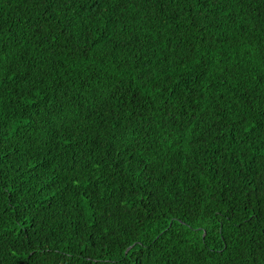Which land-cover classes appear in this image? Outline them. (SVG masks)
<instances>
[{"label": "trees", "instance_id": "obj_1", "mask_svg": "<svg viewBox=\"0 0 264 264\" xmlns=\"http://www.w3.org/2000/svg\"><path fill=\"white\" fill-rule=\"evenodd\" d=\"M77 7L80 10L79 16L84 17V20L79 21L77 31L80 33L81 42L89 43L84 40V37L88 36L90 43L94 45L93 51L89 53L94 62L80 57L76 59L75 64L69 61L64 67H56L57 80L65 87L72 86L76 97L82 95L80 91L75 90L77 85L107 96L112 86L116 85L118 77L108 75V71H112L110 58L103 57V53L101 56H96L95 53L102 49L107 36L112 33L104 29L106 21L101 23L97 19L96 13L100 11V7L94 3V0H80ZM158 10L159 5L144 0L142 4H138V11L135 14L125 13L131 21L126 24L127 42L131 47L133 58H138L136 62L139 65L135 72L129 70L128 75L136 76V84L140 85L133 86L125 102L135 103L132 97L138 95L145 108L153 103L155 107L160 108L158 115H163L168 104L165 97L171 98L173 91L176 96L195 93L197 98L202 94L205 98L201 104L193 107L199 108L207 104L210 110L215 111L212 108V105H217L215 94L224 90L226 85L217 79H212L211 86L207 89H204V85L209 83L210 73L219 72V68L232 67L234 63L231 55L232 38L225 37V43L213 47L214 51L228 48V53L218 54L207 60L202 59L199 66L192 68L189 65L188 70L185 71V64L188 62L182 60L183 51L192 46L185 40L186 33L189 37L192 35L188 31L186 14L193 9L185 8L178 20L171 16L159 15ZM236 11L239 13L236 15V23H244L240 18L245 15L243 6L236 7ZM248 18L252 19V17ZM38 19V9L31 0H0V26L3 27L8 38L12 36L29 38L25 40V47L31 54L30 62L34 67L36 60L44 59L43 43L34 37L31 31L32 25ZM228 27L230 29L232 27L231 19L228 20ZM55 31L59 44L63 45V37L59 35L63 31V25H59ZM217 31L218 29H211L213 33ZM108 46L111 47V44L109 43ZM56 51L59 49L57 48ZM124 51L127 52V49ZM221 55L225 57L224 60L219 65H215V61L220 60ZM253 55L255 56L256 53L253 52ZM59 63L60 61H51L53 66ZM257 67H259L258 60ZM140 69L149 74L144 77L148 81L147 89L143 87L144 81L140 79ZM219 75L230 78L233 85L243 92V87L237 83L247 76L243 65L235 77L230 71ZM65 76L67 80L64 79ZM73 77H76L75 81ZM89 77L92 79L89 80ZM85 81L88 83L86 84ZM153 81L156 83L154 84ZM25 83L31 84L32 81H18L17 84L10 85L4 96L3 115L0 116V132H7L12 137L9 150L15 157L11 165L5 160L4 175V183L14 186L13 190L8 192L5 189L0 193V264H76L77 258H80V264H91L93 258H99L100 264H107L103 257L124 256L127 247L134 239L138 245L142 243L144 248L128 253L125 256L127 264H185L176 250L183 248L185 244L191 246L197 240H202L203 238L199 236L200 231L207 232L211 251L228 249L225 256L212 255L211 251L206 252L205 256L201 257L203 264H229L231 256L237 257L235 264H259L255 254L260 243L264 242V225L256 220L252 224H247L245 218L253 211L264 213V206L262 201L254 197L255 209L248 204V198L252 194L248 191L247 184H244V178L253 173V170L256 173L260 171L256 164H253V161L259 162L258 153L254 150L248 152V159L237 153L236 155H241V159L244 160L243 164H239L236 155L229 151L227 155L231 159L225 160L223 159L225 153L220 145L231 142L227 139L229 135L227 131H225L226 139L221 140L220 144L204 146L196 145L195 141L199 138L196 133L199 129H193L190 139L196 154L194 159L206 161L203 173L196 172L193 176L184 171L188 167L184 155L176 158L175 153L166 145L157 146L162 166L154 170L155 174L151 177L154 182L153 187L161 182L174 183L178 180L185 185L186 190L194 187L200 195L195 204L200 206L202 215L198 216L195 222L185 221L192 224L189 230L191 239L185 241L180 238L183 235L182 230L177 232L178 219L173 225H169L168 219L163 218L162 214L154 215L149 219L145 216L146 202H143L139 196L128 200V203L135 201L133 209H126L125 201L120 199L128 190L133 192L137 189L147 190L149 186L140 179V176L125 179L127 174L121 175V170L117 166L124 158L127 149L114 152L110 140L102 138L97 141L93 138L97 126L104 130L115 122L114 109L105 106L104 110L98 113L92 105L100 97L93 99L87 93H83L88 99L84 106L85 110L76 109L77 116L70 115L64 123L57 120L53 124L40 110L44 107L43 101L37 100L40 108H37L36 104L27 106L26 100L23 99L18 102L16 93L24 89ZM53 86L56 87L55 84ZM149 89L155 91L156 95L148 96ZM230 96L232 99L236 98L231 92L225 91L222 103H230ZM121 98L125 99V97ZM113 103L119 106L118 102ZM158 122L162 126L157 128L156 125H152L148 133L138 126L137 138H143L140 140L141 144L147 143L149 135L159 141L172 133L170 126L163 125L162 121ZM66 124L71 125L67 130ZM69 132L72 133L70 142L67 139ZM106 135L110 134L106 133ZM101 143L104 147H99ZM169 143L174 144V141L170 139ZM256 143L259 145L260 142ZM205 147L207 154L201 155L205 152ZM237 171L240 172V177H236ZM233 177H236L237 181L235 186L231 183ZM140 195L142 196L143 192ZM192 195L195 196L196 192ZM260 195V190L257 189L256 196ZM168 196L172 199L168 200L162 192H157L153 197L152 204L157 203L156 197H159L161 202L157 211H161V208L175 201V196L171 192ZM186 204L188 207H195L191 201H186ZM108 218H112L113 226L121 232L119 238L114 239L110 247L101 229V225L108 223ZM240 220L245 221L246 227H241ZM125 231L127 234H124ZM221 231H223L222 236ZM165 232L168 234L165 235ZM157 233L160 235L157 236ZM140 237L144 238L141 240ZM157 240L160 241L159 244H156ZM161 246L166 250L157 251ZM80 247H83V253L79 251ZM147 249L152 251L149 252ZM245 251L252 255L247 258L240 255ZM112 264L117 262L112 261Z\"/></svg>", "mask_w": 264, "mask_h": 264}, {"label": "snow or ice", "instance_id": "obj_2", "mask_svg": "<svg viewBox=\"0 0 264 264\" xmlns=\"http://www.w3.org/2000/svg\"><path fill=\"white\" fill-rule=\"evenodd\" d=\"M31 2L39 12V19L32 25L31 31L32 35L43 43L42 55L44 59L42 61L36 60L34 67L33 63L30 62L31 54L25 47V40L29 38L17 36L8 38L5 30L0 26V116L3 115L5 93L9 90L10 85H15L18 81H32L31 84L25 83L24 89L16 93L18 102L23 99L26 100L27 106L36 104L37 108H40L37 100L43 101L44 107L40 110L45 113L47 119L52 121L53 124L57 120L64 123L70 115L77 116L76 109L85 110L84 106L88 99L83 93H87L93 99L100 97L96 99L92 107L98 113L102 112L105 106L114 109L115 122L104 130L97 126L93 138L97 141L102 138L110 140L114 152L127 149L124 152V158L117 166L121 170V175L126 173L125 179L140 176V179L149 186L147 190L137 189L135 192L128 190L120 199L125 201L126 209H133L135 201L128 203V200L131 197L139 196L143 202H146L147 211L145 216L149 219L154 215L159 216L162 214L163 218L168 219L169 225H173L178 219L179 228L177 232L182 230L183 235L180 238L185 241L191 239L189 230L192 227L191 223L185 221L195 222L196 218L202 215L200 206L195 204L200 195L194 187L191 190H186L185 185L175 180L174 177V183L172 181L168 183L161 182L153 187L154 182L151 177L155 174L154 170L158 166H162L157 146L160 144L166 145L168 149L175 153L176 158L184 155L185 163L188 164L184 171L194 176L196 172L203 173L206 161L194 159L196 154L190 139L193 129H199L196 133L199 137L195 141L196 145L204 146L213 143L220 144L221 140L226 139L225 131H227L229 134L227 139L231 142L220 145L225 153L223 159H231L227 155L229 151L233 155L240 153L244 156V159H248L247 153L253 150L259 154V162L253 161V164H256L260 171L256 173L253 170V173L244 178V184H247L248 191L252 194L248 198V204L255 209L254 197L256 200L262 201V206H264V0H148L151 4L159 5V15L171 16L177 20L180 14L184 13L185 8L193 9V11L186 14L187 24L189 25L188 31L192 35L189 37L186 33L185 40L189 41L192 46L183 51L182 60L188 62L185 64V71L188 70L189 65L192 68L199 66L202 59L207 60L216 57L218 54L228 53V48H220L218 51L213 50L215 45L225 43V37H231L233 43L231 55L234 58V63L232 67L230 69L219 68V72L210 73L209 83L204 85V89L209 88L212 79H217L226 85L224 90L215 94L218 105H212L215 111L210 110L207 104L199 108L193 107V105L201 104L205 98L203 94L199 98L195 93L176 96L173 91L171 98L165 97L168 104L163 115H158L160 108L155 107L153 103L145 108L138 95L132 97L135 103L125 102L130 96L133 86H140L136 84V76L129 77L128 75L129 70L135 72L139 65L136 62L138 58H133L131 47L127 42L128 28L126 24L131 23V21L128 20L125 13L135 14L138 11V4H142L144 0H94V3L100 7V11L96 13L97 19L101 23L106 21L104 29L112 33L107 36L102 49L96 51L95 55L101 56V53H103V57L110 58L109 63L112 71H108V69H105V71H108L109 76L118 77V79L107 96H103L102 93L91 92L88 88H80L77 85L75 90L82 93L80 97L73 94L72 86L65 87L61 84L55 74L56 67H64L69 61L75 64L76 59L80 57L94 62L93 58L89 56L94 45L90 43L88 36H85L84 40L89 41V43L81 42L80 33L77 31L79 21L84 20L83 16H79L80 10L77 7L80 0H31ZM234 6H243L245 15L240 18L244 23H236V15H239V13ZM108 9H111V11H108ZM153 11H157V9H153ZM89 15L91 16V14ZM248 17H252V19ZM229 19L232 20L231 29L228 27ZM85 23H88V21H85ZM61 24L63 25V31L59 35L63 37V45L59 44L57 32L55 31ZM213 28L218 29V31L211 32ZM104 29H101V31ZM105 35H107V32H105ZM96 39L99 40V38ZM109 43L111 47L108 46ZM178 46L179 41L177 42ZM57 48L59 51H56ZM124 49H127V52ZM253 52L256 53L255 56ZM224 58L221 55L220 60L215 61V65H219ZM257 60L259 67H257ZM51 61H60V63L53 66ZM242 65L243 70L247 72V76L245 79L238 80L237 83L243 87V92L233 85L230 78L219 75V73L230 71L232 76L235 77L241 71ZM146 75L149 74L140 69V79L144 81L143 87L147 89L148 81L144 79ZM166 75H171V73H166ZM64 79L67 80V76ZM75 79L76 77H73V81ZM91 79L92 77H89V80ZM85 83L87 84L88 81H85ZM153 83L155 84L156 81H153ZM165 91L171 90L165 89ZM225 91L231 92L232 96L236 98L232 99L230 96V103H222ZM147 95L155 96L156 93L149 89ZM121 97H125V99ZM113 102H118L119 106H116ZM21 111H23V107H21ZM101 119H104L103 116ZM158 121H162L163 125L170 126L172 133L169 136H164L159 141L149 135L147 143L141 144L140 140L143 138H137L136 130L138 126L145 133H148V129L152 125H156L157 128L162 126ZM27 122L26 120L25 123ZM65 127L67 130L71 125L66 124ZM106 133L110 135H106ZM61 138L64 139L63 134H61ZM67 139L69 142L71 141V132L68 133ZM170 139L174 141V144L169 143ZM11 140L12 137L7 132H0V193H3L5 189L11 192L14 187L4 183L5 160L11 165L15 159L13 152L9 150ZM181 141H187V143H181ZM257 141L260 142L259 145H257ZM99 147H104V144H99ZM206 154L207 148L205 147V152L201 155ZM241 155H236L239 164L244 162ZM217 158L220 159L219 156ZM236 177H240L239 171L236 172ZM236 177H233L231 181L234 186L237 183ZM240 187H243V185H240ZM257 189L260 190V196H256ZM141 192H143L142 196L140 195ZM157 192H162L168 200L172 199L168 196V193L171 192L175 196V201L167 207L161 208V211H157L161 204L159 197H156L157 203L152 204L153 197L156 196ZM193 192H196L195 196L192 195ZM186 201H191L195 204V207H188ZM182 208L183 211H181ZM245 219L247 224H252L256 220L264 225V213L259 211H253ZM239 223L241 227H246L244 220H240ZM101 229L109 247L113 244L114 239H118L121 235V232L113 226L112 218H108V223L101 225ZM171 230L170 228L169 231ZM124 234H127L126 231ZM164 234L167 235L168 233L165 232ZM159 235L157 233V236ZM220 235H223V231ZM199 236L203 239L197 240L191 246L185 244L183 248L176 250L177 255L185 261V264H189V262L190 264H203L201 257H204L206 252L211 251L208 245L207 232L200 231ZM143 238L140 237L139 239L142 240ZM159 243L160 241L157 240L156 244ZM225 243L227 242L225 241ZM91 246L89 245V247ZM142 248H144V245L142 243L138 245L134 239L132 244L127 247L124 256L107 255L103 259L107 261V264H112V261H116L117 264H121V262L127 264L125 256L133 250L139 251ZM212 248L214 249L215 246L213 245ZM165 250L164 246L157 249L161 252ZM79 251L83 253V247H80ZM147 251L151 252L152 249H147ZM226 252H228L227 248L217 249L211 251V254L225 256ZM240 255L247 258L252 254L245 251L241 252ZM255 258L259 261V264H264V242L260 243L259 248L256 250ZM66 259H70V257H66ZM236 259V256H231L229 264H235ZM76 264H80V258H77ZM91 264H100V259L93 258Z\"/></svg>", "mask_w": 264, "mask_h": 264}]
</instances>
